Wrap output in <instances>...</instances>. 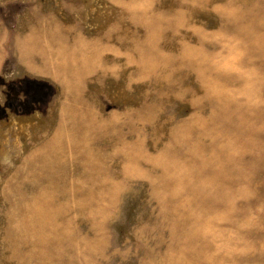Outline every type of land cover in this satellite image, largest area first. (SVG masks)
<instances>
[{
  "label": "rangeland",
  "instance_id": "1",
  "mask_svg": "<svg viewBox=\"0 0 264 264\" xmlns=\"http://www.w3.org/2000/svg\"><path fill=\"white\" fill-rule=\"evenodd\" d=\"M0 264H264V0H0Z\"/></svg>",
  "mask_w": 264,
  "mask_h": 264
}]
</instances>
